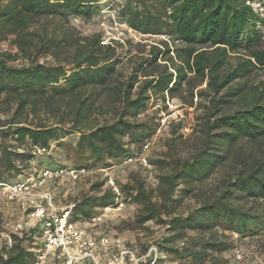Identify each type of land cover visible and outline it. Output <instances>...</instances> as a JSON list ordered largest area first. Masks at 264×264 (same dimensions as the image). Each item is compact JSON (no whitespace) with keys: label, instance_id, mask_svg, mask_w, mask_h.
<instances>
[{"label":"trees","instance_id":"obj_1","mask_svg":"<svg viewBox=\"0 0 264 264\" xmlns=\"http://www.w3.org/2000/svg\"><path fill=\"white\" fill-rule=\"evenodd\" d=\"M256 2L264 6L263 0H115L118 24L138 35L164 36L171 43L152 47L124 75L118 69V43L102 44L99 34L76 43L62 61L35 60L39 52L60 47L29 31L36 21H99L107 8L102 0H0V37H13L15 49L0 52V116H5L0 117V184L24 181L23 171L34 161L43 166L35 177L46 169L66 167L110 170L152 143L160 120L145 116L151 100L163 103L183 86L204 84L199 95H207L209 113L194 152L180 158L169 139L163 159L147 157L150 165L166 170L159 178L160 203L152 202L141 187L116 184L122 201L141 206L139 223L164 226L167 236L155 246L160 253L190 264H226L221 254L235 246L225 232L237 240L264 238V151L243 160L238 145L264 146V81L247 83L264 71L259 31L264 19L249 5ZM232 56H237L234 64ZM162 59L170 62L171 71L158 64ZM94 113L98 120L90 122ZM54 154L72 165L53 162ZM231 163L237 164L233 174L223 173L211 188L192 189ZM180 185L186 186L178 191ZM189 196L198 207L176 214ZM115 207L116 196L107 188L74 203L69 221L91 219L96 208ZM43 226L44 220H34L19 238L13 236V243L0 249V264H34ZM189 232L201 236L183 241ZM177 241L179 247L172 245ZM151 262L158 264V259L150 256L136 264Z\"/></svg>","mask_w":264,"mask_h":264},{"label":"rangeland","instance_id":"obj_2","mask_svg":"<svg viewBox=\"0 0 264 264\" xmlns=\"http://www.w3.org/2000/svg\"><path fill=\"white\" fill-rule=\"evenodd\" d=\"M262 3V2H261ZM264 5V0L263 3ZM253 9L264 19V6L259 3L252 4ZM97 20L84 23L79 19L70 20L69 24L61 23L56 19L36 21L29 29L31 33L40 34L51 38L60 43L59 49L49 50L47 52L41 51L35 55V60L39 63L54 64L62 61L66 56L73 53L75 44L82 43V39L91 38L93 35L99 34L102 37V44L118 43L116 52L122 59L119 70L125 75L130 68L141 58L147 57L152 47L162 48L164 43L171 46V43L164 36H142L120 28L114 25L109 20ZM260 44L264 42V24L260 25ZM66 39V42H63ZM14 38L11 36L0 37V52L10 51L14 52L13 48ZM245 54L242 52L241 55ZM172 54H170L171 56ZM237 56L230 58V63L236 62ZM162 59L158 64H166L170 69V62H164ZM190 76V75H189ZM143 80L142 77L138 78ZM260 81H264V71H258L253 74L247 81L249 86L256 85ZM205 89V85L200 86L190 85V87L183 86L182 89L171 95L165 97V101L151 100L147 114L160 120V129L153 137L150 143L146 156L150 161L156 159H163V155L167 151L166 141L173 139L172 146L175 148L176 154L184 159L188 158L195 150L197 143L201 136V128L209 113V99L206 94L200 96L199 92ZM94 113L89 118L90 122L97 121L98 118ZM1 120L5 116H0ZM144 117L141 116L140 119ZM179 127V128H178ZM181 128V129H180ZM241 147V156L243 160L250 158V156L260 155L264 151V146H256L250 143H238ZM17 149V148H16ZM18 149L17 151H21ZM52 162V161H51ZM53 162L62 166H70L72 163L70 159H65L60 155L54 154ZM21 167V164H17ZM30 168L24 169L23 176L35 177L34 173L41 169L37 165V161L31 162ZM151 168L146 170L135 165L115 164L110 170L101 172L100 170H90L89 173L83 177L79 182L71 183L67 180L51 181L41 191L32 193V196L22 198L20 200H8L0 193V249L8 245L9 238L13 243V236L20 237L21 231L28 230L34 224L29 214L32 211V206L36 202L35 196L40 193H49L52 197V204L57 209H62L69 204L78 202L83 196H98L105 189H107L104 180L111 178L113 182L119 186H128L130 188L141 187L143 193L150 197L152 202L160 203V182L161 175L166 173V170H161L150 165ZM237 169V164L231 163L226 165L224 169L219 170L214 177L209 179L204 185L195 184L193 190L197 191L199 188H211L216 184L217 177L223 173L229 172L233 174ZM98 190L91 191L95 185H100ZM186 185H180L178 191L183 189ZM134 195V194H133ZM126 198V197H125ZM236 204L250 205V202L237 201ZM198 207L197 202L189 196L183 200V203L178 208L176 214L186 215L191 210ZM94 215L91 219H78L77 226L83 229L92 238H105L110 245L111 255H116L122 250L132 251L134 259L139 262L145 261L148 255V250L152 246L156 250L155 260L158 259V264H190L185 260H179L173 256H168L165 253H160L156 249V245L161 241L165 233L163 225L157 222L150 221L144 224L138 222V217L141 212V206L137 203H132L128 199L125 200L124 206L121 209L116 207L104 211L101 209H94ZM99 218V222H93L92 219ZM162 219H165L162 217ZM220 231V230H219ZM221 233V231L219 232ZM226 239L231 242L235 249L242 254V261L236 263L233 260V250L221 254V257L226 264H264V238H245L237 240L235 236L229 233H223ZM201 234L189 232L186 234L183 241L199 238ZM27 245V243H24ZM175 247H179L181 242L173 243ZM9 246V245H8ZM233 246V247H234ZM153 258V257H152ZM57 259L59 263H56ZM105 260L104 257H101ZM57 257L51 258L48 264H62ZM138 263V262H137ZM136 264V263H133ZM205 264H211L210 261Z\"/></svg>","mask_w":264,"mask_h":264},{"label":"built area","instance_id":"obj_3","mask_svg":"<svg viewBox=\"0 0 264 264\" xmlns=\"http://www.w3.org/2000/svg\"><path fill=\"white\" fill-rule=\"evenodd\" d=\"M102 3L106 4L107 8L102 12L101 20H109L114 25L127 30L124 24L116 22L115 0H102ZM249 5L252 7V4ZM149 146L150 143H146L140 155L126 158L122 165H135L142 169H150L151 166L146 156ZM34 150L37 154L41 153L37 148ZM88 173L89 171L74 167L46 169L36 177L29 176L24 181L13 185L0 184V193L8 200H20L32 196L33 192L41 191L51 181L64 179L76 183ZM105 184L116 196V208H123L124 203L118 186L111 178H108ZM35 198L36 202L33 204L29 216L36 221L44 220V226L41 234V246L35 251L34 264H48L49 260L54 257L59 258L62 264H133L139 262L138 259H134L133 252L128 250H122L112 256L107 239L92 238L76 223L70 222L69 215L74 204L57 209L52 204L51 195L46 192L36 195ZM104 211H109V208H105ZM99 220V218L92 219L93 222H99ZM6 242L9 246L11 245L9 238ZM150 256L153 259L156 256V250L152 246L148 250L147 257ZM101 257H104L105 260H102ZM233 260L236 263L242 261V254L236 249L233 250Z\"/></svg>","mask_w":264,"mask_h":264}]
</instances>
